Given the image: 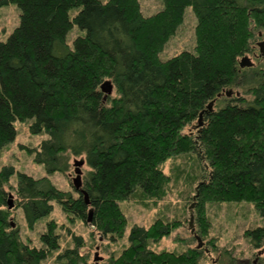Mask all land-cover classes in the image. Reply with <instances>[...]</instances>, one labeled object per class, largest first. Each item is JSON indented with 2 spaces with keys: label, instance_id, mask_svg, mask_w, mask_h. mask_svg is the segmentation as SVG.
<instances>
[{
  "label": "trees",
  "instance_id": "16d2710c",
  "mask_svg": "<svg viewBox=\"0 0 264 264\" xmlns=\"http://www.w3.org/2000/svg\"><path fill=\"white\" fill-rule=\"evenodd\" d=\"M160 1L161 9L146 16L140 0H0V8L20 9L19 25L0 41V153L15 141V123L29 121L31 133L44 138L28 150L48 176L66 174L71 157L83 156L89 169L82 180L87 204L74 186L64 191L48 176L0 166V264H79L83 258L82 236L67 228L72 246L63 248L52 219L40 235L42 247L22 242L11 220L15 208L34 228L56 202L69 220L117 242L127 224L120 203L137 193L154 204L164 200L180 178L164 167L180 158L197 169L182 218L188 221L195 194L200 233L209 230L203 215L212 202H248L264 218V58L240 66L264 39V0ZM190 6L195 52L161 59ZM107 81L116 96L102 92ZM181 222L132 225L128 248L112 264H200L199 249L176 255L151 248ZM244 234L253 250L264 248V225Z\"/></svg>",
  "mask_w": 264,
  "mask_h": 264
},
{
  "label": "rangeland",
  "instance_id": "374dc122",
  "mask_svg": "<svg viewBox=\"0 0 264 264\" xmlns=\"http://www.w3.org/2000/svg\"><path fill=\"white\" fill-rule=\"evenodd\" d=\"M140 6L142 13L149 16L161 9L162 3L160 0H140ZM19 23L20 9L16 4L1 7L0 41H5ZM195 28L196 18L193 8L190 6L186 9L183 22L177 32L169 39L160 53L161 59H169L183 51L195 52ZM77 35L78 31L76 29L72 30L69 38L70 43ZM261 41H264V39H259L257 42ZM255 47V56L247 55L254 64L257 63L256 57L257 59L263 58L260 55L257 44ZM109 84L112 88L109 96L114 97L116 96L115 89L111 83ZM238 93L242 94L241 91H238ZM224 102L222 100L220 105H223ZM29 124V121L15 123L17 129L16 139L0 153V166L12 165L17 172H26L34 177L48 176L44 166L35 163L33 156L30 155L28 150V147L38 145L44 135L32 134L29 130ZM190 130L192 129L187 128L186 132ZM80 160H84V157H71L69 171L66 174L55 173L49 175L50 181L61 190L74 192L72 191V186L73 180L77 177V171L81 170L82 181L84 174L89 170L85 163L79 169L75 167V162ZM164 171L173 178L174 174H180V178L172 182L171 187H169V193L164 200L154 204L137 193L120 203L127 224L122 238L117 239V242L101 237L99 232L89 224L86 225L78 220H69L56 202H53L54 209L51 215L41 220L34 228L28 227L21 209L15 208L12 210L11 216L13 226L18 228L19 238L22 242L40 248L43 246L40 241V235L46 230L47 222L51 219L55 220L58 224L57 232L63 235V248L72 246L71 239L67 235V228L82 236L86 242L84 247L80 249L83 258L79 264H112V261L121 257L122 253L128 248L127 236L132 225L138 224L150 227L158 219L172 220L177 218L182 220L181 225L173 229L168 236L151 244V248L156 253H174L179 255L189 251V249H199L203 252L200 264H231L235 261L236 264L264 263V248L259 251L253 250L249 244V239L244 234L248 229L264 225V218L258 215L253 204L248 202H212L206 204L203 216L206 217L209 230L207 233H200L199 225L195 222L194 217L196 199H193L188 206V221L182 218V213L183 211L185 212V201L183 199L185 190L190 188L195 182L194 175L197 171L195 162L193 160L186 161L183 158L176 161L170 160L166 163ZM17 172L9 183L12 187H15L17 183ZM10 194V202L13 208L16 205V196L13 191ZM194 196L195 194H193V198ZM192 204L193 209L191 212L189 208ZM191 215L194 218L192 228L189 225ZM192 229L194 230L193 233L191 232ZM43 264H51V259Z\"/></svg>",
  "mask_w": 264,
  "mask_h": 264
},
{
  "label": "water",
  "instance_id": "95a60500",
  "mask_svg": "<svg viewBox=\"0 0 264 264\" xmlns=\"http://www.w3.org/2000/svg\"><path fill=\"white\" fill-rule=\"evenodd\" d=\"M258 47H259L260 55L264 58V41L259 42ZM252 65H253V62L250 60L249 57H244L240 61L241 67H251ZM109 83L110 82H107L102 86V92L106 93V96L111 93V89H112ZM211 108H212V105L210 104L208 107V110H211ZM203 113L204 112H202L200 114V117H199V121H198L199 127H202V125H203V122H202ZM84 163H85L84 160H80V161H76L74 165H75V167H77L79 169L81 166L84 165ZM76 175H77V177L73 180V186L78 192H80L81 194H83L85 196V201L88 204L89 201H88L87 193L82 189L81 170H78ZM195 199L196 198L194 197V200ZM9 207L12 208V203L10 201H9ZM189 209L192 212L193 204L191 205V207ZM88 219H89V221H91V215H89ZM193 221H194V218H193V215H191L190 223H189L191 228L193 227ZM191 232L193 233L194 230L192 229Z\"/></svg>",
  "mask_w": 264,
  "mask_h": 264
}]
</instances>
